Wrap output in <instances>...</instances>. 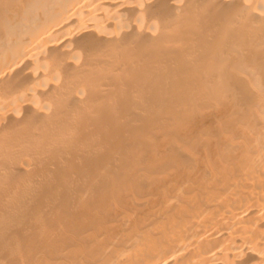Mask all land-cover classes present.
Instances as JSON below:
<instances>
[{
	"label": "bare ground",
	"instance_id": "bare-ground-1",
	"mask_svg": "<svg viewBox=\"0 0 264 264\" xmlns=\"http://www.w3.org/2000/svg\"><path fill=\"white\" fill-rule=\"evenodd\" d=\"M0 264H264V0H0Z\"/></svg>",
	"mask_w": 264,
	"mask_h": 264
}]
</instances>
